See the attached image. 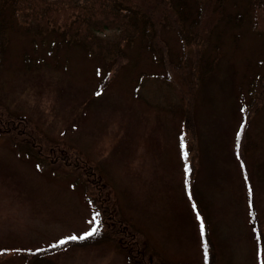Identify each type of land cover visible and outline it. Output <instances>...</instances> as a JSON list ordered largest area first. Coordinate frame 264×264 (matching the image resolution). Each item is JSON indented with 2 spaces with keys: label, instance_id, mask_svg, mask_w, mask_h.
Masks as SVG:
<instances>
[{
  "label": "rangeland",
  "instance_id": "374dc122",
  "mask_svg": "<svg viewBox=\"0 0 264 264\" xmlns=\"http://www.w3.org/2000/svg\"><path fill=\"white\" fill-rule=\"evenodd\" d=\"M251 2L225 1L196 60V42L180 60L181 38L168 26V57L124 45L127 64L101 92L102 53L80 43L50 50L48 38L6 12L0 130L24 146L0 134V264H27L28 252L90 233L94 204L105 217L103 236L36 264H130L128 251L137 264H264V103L244 119L252 84L264 79V37L253 28ZM186 9L188 34L193 0ZM191 60L198 72L185 107L178 75L189 84ZM40 140L64 160L51 149L38 150L44 162L29 156ZM82 166L100 179L88 197L77 181Z\"/></svg>",
  "mask_w": 264,
  "mask_h": 264
},
{
  "label": "trees",
  "instance_id": "16d2710c",
  "mask_svg": "<svg viewBox=\"0 0 264 264\" xmlns=\"http://www.w3.org/2000/svg\"><path fill=\"white\" fill-rule=\"evenodd\" d=\"M225 1L193 0L196 5V15L191 20L190 30L187 34L185 26L189 21L190 12L187 9L183 10V6H187V0H0V63L3 61L9 39L8 33L12 28H9L12 22L4 18L6 12L9 10L12 11V15L17 17L21 23H25L29 31L35 32L36 28L42 36L47 35L50 32L49 30L56 32L59 36L58 38L51 39L48 37L44 41L49 46L52 41L58 47L62 46L65 41L67 43H80L91 50L102 52L106 62L112 66H119L125 60L124 45L132 44L138 38L141 39L144 45L160 50L165 57H168L167 40L163 35L165 26H170L178 31L183 49L180 60L187 62L191 58L190 51L196 42V49L194 51L196 55L193 58V60H196L201 55V48L208 35L211 17L216 15L222 16ZM251 4L254 12L253 28L264 37V0H252ZM118 31H120L118 39L112 40L117 36ZM97 32L107 33L106 37L109 41L106 42V45L103 44L105 40L98 37ZM112 43H114V48L111 45ZM112 48L113 50H111ZM197 51H199L198 54ZM105 54H109V56ZM193 60L188 63L186 80L189 81V84L185 82L183 74L178 75L186 101V105L185 102L182 104L183 108L184 105L185 107L187 106L188 101L191 99V88L195 84L192 78L198 72V63L196 62L194 65ZM251 94L252 99L249 101V106H246L245 109L243 108L245 111L244 119L246 121L249 118V112H255L264 103V79L252 84ZM186 125L187 132L189 134L192 133L193 131L189 127L191 123L186 122ZM0 134L7 138H13L17 145L24 146L19 138L7 129L2 128ZM36 144V150L29 147V151L26 153L29 156L32 155L37 161L40 160L38 156L39 149L46 150L47 153L51 152V150L56 151V156H58L57 161L64 160V158H60V152L62 151L57 149L56 145H52L47 140H40ZM195 150L193 146L191 151L194 153V156H197ZM45 156L41 161H45ZM194 156L191 158V162L193 161L192 159H195ZM193 163H191V174L195 172L196 164L194 161ZM80 168L81 177L78 176L79 180L77 181L80 185L83 184L85 186L84 191L89 196L97 183L100 182V179L96 177V171L85 166ZM52 169L60 174L62 172L60 166H53ZM96 208L98 211L97 226L101 229L81 239L67 240L66 243L59 246L28 253L25 255L27 264H36L40 259H44L45 255L66 246L86 245L84 243L100 239L105 229V217L102 210L98 206ZM133 244L129 247L133 248ZM207 248H210L209 242ZM126 254L130 264H137L134 262L135 256L133 257L131 252L128 251ZM4 255V253L0 254V257L2 256L0 261L5 259Z\"/></svg>",
  "mask_w": 264,
  "mask_h": 264
},
{
  "label": "snow or ice",
  "instance_id": "6c2138e0",
  "mask_svg": "<svg viewBox=\"0 0 264 264\" xmlns=\"http://www.w3.org/2000/svg\"><path fill=\"white\" fill-rule=\"evenodd\" d=\"M184 155H185V158L187 157V153L185 152L184 153ZM189 169H186V171H188ZM246 179H247V177H245ZM251 188H249V193L251 194ZM195 207V206H194ZM197 217H198V219L200 218L199 217V214H197ZM200 230H201V235H203V233H204V224H203V221L201 220V224H200ZM95 231V230H94ZM92 233H89V235H91ZM73 239H75V237H73ZM63 243H66V241H61V244H63ZM205 247H206V245H205Z\"/></svg>",
  "mask_w": 264,
  "mask_h": 264
}]
</instances>
